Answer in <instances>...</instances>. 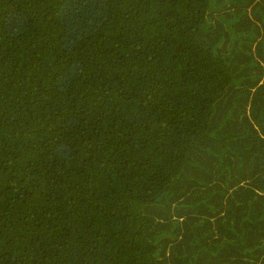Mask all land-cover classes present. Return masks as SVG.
<instances>
[{"label": "trees", "instance_id": "16d2710c", "mask_svg": "<svg viewBox=\"0 0 264 264\" xmlns=\"http://www.w3.org/2000/svg\"><path fill=\"white\" fill-rule=\"evenodd\" d=\"M0 264H264V0H0Z\"/></svg>", "mask_w": 264, "mask_h": 264}]
</instances>
